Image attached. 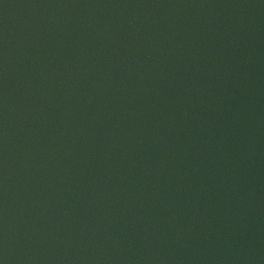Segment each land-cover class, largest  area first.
Masks as SVG:
<instances>
[{
  "label": "water",
  "instance_id": "95a60500",
  "mask_svg": "<svg viewBox=\"0 0 264 264\" xmlns=\"http://www.w3.org/2000/svg\"><path fill=\"white\" fill-rule=\"evenodd\" d=\"M0 264H264V0H0Z\"/></svg>",
  "mask_w": 264,
  "mask_h": 264
}]
</instances>
